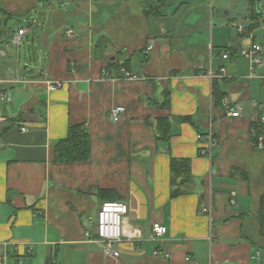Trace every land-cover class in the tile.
I'll list each match as a JSON object with an SVG mask.
<instances>
[{
    "label": "crops",
    "instance_id": "1",
    "mask_svg": "<svg viewBox=\"0 0 264 264\" xmlns=\"http://www.w3.org/2000/svg\"><path fill=\"white\" fill-rule=\"evenodd\" d=\"M14 18L22 19L17 30L0 29L5 264H264L257 218L264 150H256L251 137L264 114L263 69L252 72L242 55L252 44L264 48V25L251 30L264 20V0H0V23ZM233 23L249 33L239 34ZM20 29L27 30L20 48H33L22 70L20 51L14 55L2 41L7 35L17 46ZM121 67L140 80L119 79ZM221 69L226 78H210ZM47 78L67 88L50 92ZM216 80L227 92L220 108L214 106ZM114 107L126 109L118 123L110 118ZM229 108H241V117L228 118ZM211 115L218 144L212 159L200 155L198 141ZM160 119L172 123L165 142ZM75 125L90 136V159L59 162L55 147ZM23 126L29 133H21ZM174 159L189 160L192 177L175 198ZM234 168L244 174L231 176ZM104 201L127 204L125 228L141 236L125 237L118 259L84 235L94 232ZM155 223L168 229L158 242L148 239ZM156 250L170 258L153 256Z\"/></svg>",
    "mask_w": 264,
    "mask_h": 264
},
{
    "label": "built area",
    "instance_id": "2",
    "mask_svg": "<svg viewBox=\"0 0 264 264\" xmlns=\"http://www.w3.org/2000/svg\"><path fill=\"white\" fill-rule=\"evenodd\" d=\"M90 1V0H89ZM234 29L241 34L245 35L249 32L247 31L246 27L242 23H233L232 24ZM264 31V26H263ZM27 33V30L20 29L17 36L14 39V43L20 47L22 44V37ZM71 33V32H69ZM154 46H151L149 50H152ZM243 57H245L247 60H249L251 64V70L252 72L256 71L259 68L263 69V73L260 75L259 79L261 80L262 88L264 90V48L261 45L258 44H252V46L249 49H245L242 51ZM222 58L224 60L228 59L229 56L227 53H223ZM119 72V79L129 80V81H137L140 80V77L136 74H133L132 72L128 71L126 68L121 67L118 70ZM105 78L107 77L106 71H104ZM227 72L225 69H221L219 75H215L214 73H210V78H226ZM44 85L47 87V89L50 92H58L62 91L67 88L66 82L61 81H52L50 79H45L43 82ZM1 100L3 102H8L10 99L2 96ZM254 107H259L258 102H253L252 104ZM126 112L125 107H114L110 111V118L114 123H118L121 120L122 115ZM242 109L237 108L236 110L234 108H229L226 112V116L228 118H239L241 117ZM21 133L27 134L29 133V129L25 126L21 127ZM251 137L253 140V144L256 150L263 151L264 150V114L260 115L257 119V121L252 125L251 127ZM198 141L201 144L200 147V155L201 156H208L210 159L213 157V152L218 146L216 137L214 134V123H213V117L210 116V123H209V130L206 135H199ZM235 196L236 193L233 192L231 197L232 204H235ZM201 212L206 215H211V209L208 207H203L201 209ZM129 208L127 204L123 202H103L102 205L99 208V211L96 216L95 220V230L94 232L86 231L85 232V239L88 241H93L96 243L102 244V250L103 254L106 257H112L115 259L120 258V251L118 250V247L120 243H122L123 239L125 237L129 239H140L141 236L137 235L136 233H131L129 227V230H126V221L129 217ZM167 227L160 223H155L152 225L151 230L148 235L149 241L152 242H158L167 234ZM4 249L0 250V264H5V258H6V249L7 247L2 244L0 246ZM18 249V247H15ZM12 249V250H15ZM16 249V250H17ZM153 256L160 257L164 259H169L170 254L161 252L159 250H156L153 252ZM189 261L190 259L187 258ZM17 264H24L21 261H18ZM50 264V263H49Z\"/></svg>",
    "mask_w": 264,
    "mask_h": 264
},
{
    "label": "trees",
    "instance_id": "3",
    "mask_svg": "<svg viewBox=\"0 0 264 264\" xmlns=\"http://www.w3.org/2000/svg\"><path fill=\"white\" fill-rule=\"evenodd\" d=\"M254 24L255 26L252 25L251 30L262 27L264 25V20L260 23L258 19V21ZM101 48L103 49V47ZM111 66L115 67V64H111ZM227 83L228 81L225 79L224 84ZM224 87L225 86H222L218 80L214 81L213 99L215 108L222 107L224 99L227 96V92L224 90ZM166 104L167 102H165V105ZM189 121V118L176 119V122L180 124ZM171 126L172 123L168 119L158 120V131L160 141L165 142L170 138ZM90 148V136L88 132L86 131L84 126L75 125L70 127L68 136L56 145V159L57 161L62 163H85L88 162L90 159ZM242 173V171H239L237 168H234L232 169L231 176L239 175ZM171 174L172 186L174 187V190L172 191V197L175 198L177 196L183 195L185 193V189L192 183L190 161L174 159L171 163ZM109 193V191H101L99 195L106 196Z\"/></svg>",
    "mask_w": 264,
    "mask_h": 264
},
{
    "label": "rangeland",
    "instance_id": "4",
    "mask_svg": "<svg viewBox=\"0 0 264 264\" xmlns=\"http://www.w3.org/2000/svg\"><path fill=\"white\" fill-rule=\"evenodd\" d=\"M38 5H41L42 2L38 1L37 2ZM22 23V19L21 18H14V19H11L7 22H1L0 23V29L2 31L4 30H10V29H13L15 28L17 30L18 26L21 25ZM24 24V23H23ZM263 29V28H262ZM33 39V38H32ZM2 41L6 43V45H3L4 47H7V46H11V48L13 49V54L14 55H17L18 52L20 51V54H22V57H21V60H22V67H21V70L23 69V64L25 63V57L26 56H29L32 51H33V48L31 47H26L25 44H23L22 48L18 47V46H13V38L12 40L10 41V39H8V36H4L2 38ZM32 50V51H31ZM259 213V212H258ZM260 214V213H259ZM95 224V223H94ZM90 230H92V228H94V226L92 227V224L90 225ZM257 234V233H256ZM259 237V236H258ZM257 237V238H258ZM258 242L259 244L264 247V238H259L258 239Z\"/></svg>",
    "mask_w": 264,
    "mask_h": 264
},
{
    "label": "water",
    "instance_id": "5",
    "mask_svg": "<svg viewBox=\"0 0 264 264\" xmlns=\"http://www.w3.org/2000/svg\"><path fill=\"white\" fill-rule=\"evenodd\" d=\"M257 1L260 4L261 0H257ZM262 204H263L262 210L259 211L260 214L258 213L257 218L261 228V234L264 235V197L262 199Z\"/></svg>",
    "mask_w": 264,
    "mask_h": 264
}]
</instances>
